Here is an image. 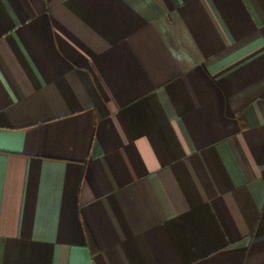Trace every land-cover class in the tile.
Here are the masks:
<instances>
[{
	"label": "crops",
	"instance_id": "obj_1",
	"mask_svg": "<svg viewBox=\"0 0 264 264\" xmlns=\"http://www.w3.org/2000/svg\"><path fill=\"white\" fill-rule=\"evenodd\" d=\"M0 264H264V0H0Z\"/></svg>",
	"mask_w": 264,
	"mask_h": 264
}]
</instances>
